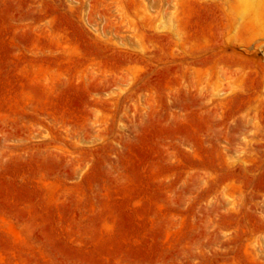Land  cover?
Segmentation results:
<instances>
[{
	"label": "rangeland",
	"instance_id": "obj_1",
	"mask_svg": "<svg viewBox=\"0 0 264 264\" xmlns=\"http://www.w3.org/2000/svg\"><path fill=\"white\" fill-rule=\"evenodd\" d=\"M261 2L0 0V264H264Z\"/></svg>",
	"mask_w": 264,
	"mask_h": 264
},
{
	"label": "bare ground",
	"instance_id": "obj_2",
	"mask_svg": "<svg viewBox=\"0 0 264 264\" xmlns=\"http://www.w3.org/2000/svg\"><path fill=\"white\" fill-rule=\"evenodd\" d=\"M224 1V0H223ZM237 2L240 6H241V10L243 11L242 13H244V12H246V11H248V10H254L257 6H258V4H260V0H234V2ZM262 2H263V0H262ZM261 2V3H262ZM237 4V5H238ZM264 4V3H263ZM262 4V5H263ZM236 5V6H237ZM259 7V6H258ZM263 7H264V5H263ZM252 13H253V11H252ZM252 13H250V14H252ZM242 15V14H241ZM253 15V14H252ZM239 17V16H238ZM241 19V18H240ZM238 21H239V18H238ZM237 23V22H236ZM163 26H165L164 24H162ZM221 46V45H220ZM219 46V48H221ZM223 47V46H222ZM258 47H259V45H258ZM223 49H225V48H223ZM225 51V50H224ZM224 51H222V53H223V55L225 54V56H226V53H224ZM221 53V54H222ZM220 54V53H219ZM220 54V55H221ZM227 55H230V54H227ZM225 56H223V57H225ZM231 56V55H230ZM222 57V56H221ZM223 57H222V59H223ZM229 57V56H228ZM225 58H227V57H225ZM223 59V60H226V59ZM232 58V57H231ZM229 59H230V57H229ZM218 60H220V58L218 57ZM222 60V61H223ZM227 62H229L228 60H226ZM225 61V63H227ZM215 95L216 96H218V95H220V91H216V93H215Z\"/></svg>",
	"mask_w": 264,
	"mask_h": 264
}]
</instances>
